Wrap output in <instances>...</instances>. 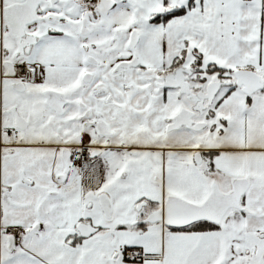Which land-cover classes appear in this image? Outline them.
Returning <instances> with one entry per match:
<instances>
[{
	"label": "snow or ice",
	"instance_id": "6c2138e0",
	"mask_svg": "<svg viewBox=\"0 0 264 264\" xmlns=\"http://www.w3.org/2000/svg\"><path fill=\"white\" fill-rule=\"evenodd\" d=\"M0 264H264V0H0Z\"/></svg>",
	"mask_w": 264,
	"mask_h": 264
}]
</instances>
